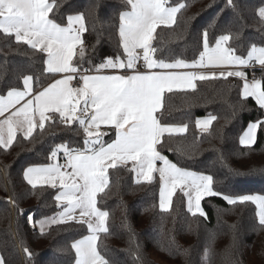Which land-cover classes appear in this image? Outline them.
I'll list each match as a JSON object with an SVG mask.
<instances>
[{
  "label": "trees",
  "instance_id": "16d2710c",
  "mask_svg": "<svg viewBox=\"0 0 264 264\" xmlns=\"http://www.w3.org/2000/svg\"><path fill=\"white\" fill-rule=\"evenodd\" d=\"M97 2L102 5L98 13L92 10ZM171 2L187 7L177 14L176 24L156 29L153 43L157 55L165 59L198 57L201 33L210 23L217 25L210 29L213 35L231 28L241 32L245 46H264V29L256 16L264 0H235V10L226 6V0ZM69 8L86 17L88 31L82 38L92 62L122 54L117 33L122 0H67L64 9ZM43 57L0 33V94L6 95L9 84L22 89L21 73L34 75L44 85L51 82L52 76L43 72ZM254 74L257 79L264 76L260 67L246 71L248 78ZM195 85V90L164 93L156 116L187 129L184 134L162 136L157 149L180 167L212 176L219 192L264 195V129L258 130L251 148L239 142L249 122L264 119V110L252 98L241 101L240 78H210ZM37 89L41 90L40 85ZM52 115L56 119L46 120L44 129L36 127L27 139L18 133L7 149L0 147V256L6 264H74L71 244L89 235L87 224L78 220L50 225L43 234L37 228L60 212L62 205L57 207L54 199L59 189L46 185L33 189L24 180V170L51 163L48 157L55 145L82 147L84 140L78 124L67 125L58 114H47ZM209 116L216 117L210 127L198 129L196 120ZM113 139V132L107 133L105 141ZM58 158L63 160V152ZM131 167L108 169L109 186L97 194V207L109 213L108 232L99 233L97 241L106 259L116 264H264V227L258 224L254 205H229L221 197L207 196L201 200L207 214L204 219L188 212L186 197L178 190L171 208L161 211L160 179L137 183ZM28 216L34 218L33 225ZM24 248L31 251V260Z\"/></svg>",
  "mask_w": 264,
  "mask_h": 264
},
{
  "label": "snow or ice",
  "instance_id": "6c2138e0",
  "mask_svg": "<svg viewBox=\"0 0 264 264\" xmlns=\"http://www.w3.org/2000/svg\"><path fill=\"white\" fill-rule=\"evenodd\" d=\"M65 3L67 0H0V33L43 53V72L52 76V81L44 85L34 75L21 73L22 89L19 84L6 85V95L0 94V116L6 111L10 115L0 121V147L7 149L12 144L17 129L24 132L25 139L31 136L36 116L39 128L44 129L46 120L56 119L46 113L58 114L61 123L79 125L84 136L82 147L57 144L48 157L53 163L29 166L23 172L24 180L33 189L38 184L59 189L54 197L57 207L61 204L66 207L47 223L63 224L77 210L81 217L88 218L78 220L87 223L89 235L71 244L74 264H116L105 258L97 243L99 233L108 232L109 217L107 211L97 207V194L109 186L108 169L129 162L137 183L141 178L150 183L153 172H159L161 211L171 208L173 192L180 188L187 198V210L194 217L207 219L201 200L217 196L229 205H254L258 224L264 227V195L234 196L219 192L214 189L212 176L180 167L161 155L156 147L161 137L182 134L187 125H170L155 115L163 107L165 92L195 90V81L216 77L215 72L187 71L203 68L222 69L219 76L225 79L240 78L241 101L252 98L264 110V76L257 79L254 74L249 80L241 70L259 65L264 72V46L255 43L245 46L241 32L231 28L213 35L210 29L217 25L210 23L201 33L198 57L191 61L182 57L165 59L157 55L159 50L153 43L156 29L176 24L177 14L187 4H173L171 0H122L117 27L122 54L105 57L96 64L82 38L88 31L84 13L64 9ZM101 6L97 2L92 10L98 13ZM226 6L235 10V0H226ZM256 16L264 29V6L256 9ZM95 51L93 46V55ZM86 64L89 66L85 67ZM215 119V116L198 118L196 126L207 130ZM101 126L114 131L111 142L103 139L107 132L101 131ZM260 129H264V119L249 122L239 138L240 144L251 148ZM61 152L65 163H55ZM157 161L159 168L155 167ZM28 220L35 223L32 216ZM40 231L43 234L44 222ZM24 252L31 260V251L24 248ZM204 259H208L207 250ZM0 264L6 262L0 258Z\"/></svg>",
  "mask_w": 264,
  "mask_h": 264
},
{
  "label": "crops",
  "instance_id": "0c3cea01",
  "mask_svg": "<svg viewBox=\"0 0 264 264\" xmlns=\"http://www.w3.org/2000/svg\"><path fill=\"white\" fill-rule=\"evenodd\" d=\"M255 67H259V65H256ZM252 69H253V67H248V68H243V69H241V70H243V71L246 73V71H251ZM221 70H222V69H219V68H203V69H188L187 71H198V72H205V73H212V72H215V73H217V75H216V77H214V78H223V77H220V76H219V72H220ZM227 70H232V69H227ZM57 78H59V77H57ZM210 78H213V77L210 76L208 79H210ZM237 78H238V77H237ZM247 78H248V77H247ZM248 79L251 80L252 77H250V78H248ZM197 81H198V80H197ZM197 81H195V84H196ZM74 82H75V81H73V84H74ZM242 83H243V81H242ZM22 103H23V102H22ZM17 107H19V105H18ZM47 114H48V113H46V115H47ZM9 115H10V111H6L5 114H4V116H0V121L6 119ZM155 115H156V114H155ZM207 118H208V117H202V118H199V119L204 120V119H207ZM35 119H36V127H38V125H39V117L36 116ZM212 122H213V121H212ZM211 124H212V123H211ZM179 126H182V125H179ZM36 127H34L33 132H34V130H35ZM196 127H197V126H196ZM209 127H210V126H209ZM209 127H208V128H209ZM198 129H200V128H198ZM101 131H105V132H107V133H109V132H113V134H114V138H115V133H114L113 130L108 129V128H105V126H101ZM33 132H32V134H33ZM185 132H186V131H185ZM185 132H184V133H185ZM18 133H20L21 135L24 136V132H23L22 130L17 129V130H16V134H18ZM184 133H182V134H184ZM106 135H107V134H106ZM106 135L103 136V139H104V140H105ZM165 135H168V134H165ZM176 135H180V134H176ZM161 138H162V137H161ZM13 141H14V140H13ZM12 143H13V142H12ZM156 146H157V145H156ZM242 146H243V145H242ZM8 147H9V146H8ZM54 162H55V163H59V164H64V163H65L64 158H63V160L60 159V158H58V160H56V161H54ZM51 163H53V161H52ZM128 164L132 166L131 162H129ZM155 167H156V168H159V167H160V161H157V162H156ZM68 171H71V170L68 169ZM156 176L160 179V176H159V172H158V171H154V172H153L152 180L155 179ZM141 180L144 181L142 178H141ZM38 185H39V184H38ZM178 190H180V188H176V189L174 190L173 195H172V198H173L175 192L178 191ZM58 191H59V190H58ZM180 191H181V190H180ZM205 197H207V196H205ZM205 197H204V198H205ZM172 198H171V199H172ZM186 203H187V198H186ZM61 205H62V208H61L60 212L63 210L64 207H66L65 204H61ZM87 219H88L87 217H81V216H80V212H79V210H77V211L75 212V214H74V217H73L72 219H70V220H87ZM92 219H93V221L95 222V218L93 217ZM30 223H31V225H32V222H30ZM86 224H87V223H86ZM37 226L40 227V224H38ZM0 258H1V256H0Z\"/></svg>",
  "mask_w": 264,
  "mask_h": 264
},
{
  "label": "rangeland",
  "instance_id": "374dc122",
  "mask_svg": "<svg viewBox=\"0 0 264 264\" xmlns=\"http://www.w3.org/2000/svg\"><path fill=\"white\" fill-rule=\"evenodd\" d=\"M58 160V159H57ZM142 181V180H141ZM254 195H261V194H254ZM55 217V216H54ZM52 218V217H51ZM50 219V218H49ZM49 219H46V220H44L43 222H44V230H46L47 229V227H49L50 225H53V224H51V223H47L46 221L47 220H49ZM32 225H33V223H32ZM40 225H41V223H40ZM37 228L40 230V227H38L37 226Z\"/></svg>",
  "mask_w": 264,
  "mask_h": 264
},
{
  "label": "built area",
  "instance_id": "2783aa9c",
  "mask_svg": "<svg viewBox=\"0 0 264 264\" xmlns=\"http://www.w3.org/2000/svg\"><path fill=\"white\" fill-rule=\"evenodd\" d=\"M139 64H140V68H141V70L143 71L144 69H143V61H140L139 62ZM76 82H74V84H75Z\"/></svg>",
  "mask_w": 264,
  "mask_h": 264
}]
</instances>
